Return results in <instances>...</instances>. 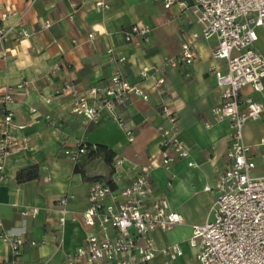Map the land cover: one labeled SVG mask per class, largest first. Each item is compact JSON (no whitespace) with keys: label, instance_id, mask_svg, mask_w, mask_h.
I'll return each instance as SVG.
<instances>
[{"label":"crops","instance_id":"0c3cea01","mask_svg":"<svg viewBox=\"0 0 264 264\" xmlns=\"http://www.w3.org/2000/svg\"><path fill=\"white\" fill-rule=\"evenodd\" d=\"M97 2L107 8L98 7ZM189 5L187 0L170 8L163 0H0V12L12 11L3 22L12 34L0 44V96L6 89L15 96L9 107L16 125L13 133L30 140L28 149L8 159L0 171V215L6 231L37 242L23 246L16 257L0 238V264H65L66 257L82 247L89 233L81 214L89 204L90 182L113 174L103 154L89 153L102 145L128 164H159V128L166 124L159 110L163 100L179 117L180 135L190 158L175 162L169 170L157 165L153 171L154 192L167 197L171 209L183 217L182 224L168 233L157 232L156 238L161 245L181 244L184 256L175 264H199L189 239L193 226L208 219L212 195L203 188L214 185L225 168L231 135L229 122L216 121L212 114L221 97L210 68L225 67L212 57L216 38L197 42L194 64L168 68L165 95L151 90L145 82L149 101L132 95L114 112L102 109L96 121L85 123L74 116L72 94L58 93L69 84L81 92L104 88L116 70L132 83L142 82L141 70L160 67L167 57L180 53L182 42L192 32L201 31ZM45 21L50 27H44ZM136 24L150 29L148 41L140 45L127 42L122 33ZM258 34L257 48L264 54V27ZM109 49H113L112 54ZM120 57L126 61L119 62ZM22 82L27 84L16 88ZM242 96L264 102V90L255 92L250 86L242 90ZM3 111L0 104V118ZM115 116L125 120L134 141L129 142ZM263 138L264 115L248 122L244 129L245 142L255 146L257 153V166L252 171L255 177L264 176V144L259 145ZM80 144L89 151L74 163L64 150ZM188 161L195 165L188 166ZM33 168L38 173L36 179L18 181L20 172ZM133 177L134 172L128 169L122 185ZM65 196L69 197V214L60 227V201ZM33 209L37 210L34 216L24 215ZM163 262L159 255L149 264Z\"/></svg>","mask_w":264,"mask_h":264},{"label":"built area","instance_id":"2783aa9c","mask_svg":"<svg viewBox=\"0 0 264 264\" xmlns=\"http://www.w3.org/2000/svg\"><path fill=\"white\" fill-rule=\"evenodd\" d=\"M170 8L183 0H163ZM188 8L201 26L200 32H192L181 45L178 55L167 57L160 67L143 69L139 83L130 82L121 70H116L106 87H94L81 92L74 84L66 85L61 92L73 96L71 113L81 117L85 123L96 121L102 109L114 112L128 103L132 95L143 101L150 100V89L163 96L167 93L168 68L181 64L191 65L198 59L197 42L200 39L216 38L212 52L214 60L225 63L223 69L213 65L210 73L215 76L216 89L221 103L212 109L216 121H228L231 128L227 164L214 185L204 186V192L212 198L205 223L192 228L190 246L195 249L199 264H264V176H252L256 168L255 146L244 140V129L248 122L258 121L264 115V102L252 97H243L242 90L248 86L255 92L264 90V54L258 50V29L264 27V0H187ZM98 7L107 5L97 2ZM12 11L0 12V44L7 42L12 29L3 26ZM44 27H50L48 21ZM150 29L133 25L122 31L127 42L140 45L149 39ZM21 34L15 39L19 40ZM90 38L94 35L90 34ZM109 54L113 49L108 50ZM126 61L120 57L119 62ZM22 82L16 88H23ZM15 96L6 89L0 96L4 111L0 118V171L11 157L21 154L30 146L27 136L15 135L14 113L9 109ZM159 110L166 124L159 128L160 163L148 165L128 164L121 156L111 162L112 177L96 178L90 182L88 207L81 214V221L89 229L82 247L65 259V264H149L159 255L163 264H175L184 256L180 243L161 245L157 232L168 233L183 223L180 213L173 211L167 197L157 195L153 188V171L157 165L169 170L175 162L190 158V150L183 142L179 117L163 100ZM48 119H50L48 117ZM124 129L129 142L134 141L132 130L125 120L115 116ZM20 128V127H19ZM264 144V138L259 145ZM96 149V148H94ZM89 151L85 145L65 149L64 155L77 163ZM264 162V153L261 154ZM188 166L194 162L188 161ZM134 172L129 184L122 185L126 171ZM3 179V178H2ZM69 197L61 199L59 226L63 227L69 210ZM36 209L25 211L34 216ZM0 238L12 248L16 257L23 246L36 245L34 240L6 231L0 215Z\"/></svg>","mask_w":264,"mask_h":264},{"label":"trees","instance_id":"16d2710c","mask_svg":"<svg viewBox=\"0 0 264 264\" xmlns=\"http://www.w3.org/2000/svg\"><path fill=\"white\" fill-rule=\"evenodd\" d=\"M95 154H103L107 164H111L112 159L114 158V153L111 150H109L107 147L102 146V145L97 146L95 150L91 151L89 153V156H92ZM37 177H38V173L36 169L33 168V169L20 172L18 174V181L21 183L27 182V181L34 180ZM96 178H99V177H96Z\"/></svg>","mask_w":264,"mask_h":264}]
</instances>
